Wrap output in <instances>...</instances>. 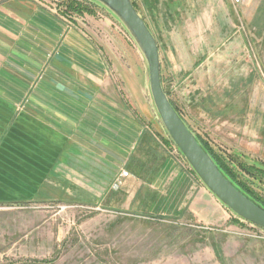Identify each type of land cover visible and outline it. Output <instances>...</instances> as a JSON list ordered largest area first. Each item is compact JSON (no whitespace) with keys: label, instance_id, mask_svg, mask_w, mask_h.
I'll use <instances>...</instances> for the list:
<instances>
[{"label":"rangeland","instance_id":"374dc122","mask_svg":"<svg viewBox=\"0 0 264 264\" xmlns=\"http://www.w3.org/2000/svg\"><path fill=\"white\" fill-rule=\"evenodd\" d=\"M39 1L85 34L118 101L201 182L165 132L149 92L146 62L119 20L94 0ZM154 1L134 3L156 39L164 91L206 149L264 205V23H252L256 0L214 12L200 33L202 24L182 18L175 0H161L159 11ZM168 3L173 11L166 16ZM47 66L46 59L43 70ZM30 86L13 106L0 97V188L19 191L26 181L33 192L29 199L26 191V198L0 200V264H264V231L217 199L216 223L205 219L214 210L205 205L198 207L199 218L162 215L140 200L141 188L131 195L136 187L129 185L128 168L113 175L88 155L70 161L64 125L56 133L51 123L32 121ZM24 115L32 118L24 123ZM121 170L128 176L117 188ZM38 179L43 186L30 187ZM50 181L60 186L52 188Z\"/></svg>","mask_w":264,"mask_h":264},{"label":"crops","instance_id":"0c3cea01","mask_svg":"<svg viewBox=\"0 0 264 264\" xmlns=\"http://www.w3.org/2000/svg\"><path fill=\"white\" fill-rule=\"evenodd\" d=\"M248 1L235 4L232 0H175L174 3H179L175 11L182 12V18L195 20L197 26L202 24L196 31L200 33L203 25L210 24L214 12H229ZM157 2L159 11L164 2ZM169 4H165L167 10L163 11L166 16L167 11H173ZM44 6L39 0H0L2 102L6 106L20 103L33 84L35 91L29 98V104L35 107L32 121L51 123L56 133L62 132L60 126H65L63 134L68 139L66 154L72 155L68 156L70 161L76 159V154L88 155L90 161L95 158L108 166L113 175L121 167L128 168L129 185L136 187L131 195L141 188L138 197L149 204L152 212L175 218L197 217L202 215L198 207L205 205L214 209L205 219L211 224L218 222L216 198L195 180L184 163L169 155L162 143L129 115L118 101L103 62L85 34L67 27L52 9ZM253 9L256 11L253 25H263L264 0H256ZM191 31L190 28L188 33L194 32ZM46 59L48 66L43 70ZM23 117L24 123L32 118ZM98 179L96 182L102 183ZM31 182L30 187L43 186L41 179ZM25 183L22 182L24 188L19 191L0 188V200L26 198L28 184ZM50 183L52 188L60 186ZM91 185L97 184L91 182ZM38 192L34 196L41 197ZM31 197L33 192L26 199ZM114 199L120 201L122 197L115 195Z\"/></svg>","mask_w":264,"mask_h":264},{"label":"water","instance_id":"95a60500","mask_svg":"<svg viewBox=\"0 0 264 264\" xmlns=\"http://www.w3.org/2000/svg\"><path fill=\"white\" fill-rule=\"evenodd\" d=\"M107 8L123 25L143 56L153 106L163 128L203 185L228 210L264 231V209L242 193L218 168L194 132L170 102L161 81L156 39L135 9L132 0H94Z\"/></svg>","mask_w":264,"mask_h":264},{"label":"trees","instance_id":"16d2710c","mask_svg":"<svg viewBox=\"0 0 264 264\" xmlns=\"http://www.w3.org/2000/svg\"><path fill=\"white\" fill-rule=\"evenodd\" d=\"M132 3L135 7V9L137 10L136 6H135V3H134V0H132ZM76 1H71L68 6L72 9H74V7H72L73 5H76ZM143 18V17H142ZM144 20V19H143ZM145 21V20H144ZM147 24V23H146ZM148 26V25H147ZM149 27V26H148ZM170 100V99H169ZM171 102V101H170ZM172 103V102H171ZM173 105V103H172ZM173 107L176 109V107L173 105ZM177 111V109H176ZM178 112V111H177ZM178 114L180 115V113L178 112ZM181 117V116H180ZM182 118V117H181ZM197 137V136H196ZM198 139V137H197ZM199 140V139H198ZM200 141V140H199ZM200 143L202 144V142L200 141ZM203 148L208 152V154L211 155V158H213V160L216 162L218 168L221 170V172L231 180V182L237 186V188L242 192L244 193L245 195H247L250 199H252L254 202H256L257 204H259L261 207H263L264 209V205L263 203H261L259 200H257L256 198H254L253 196H251L248 191L240 184L238 183V181L233 177V173L232 171L229 169V167L226 165V164H223L219 159L216 158V156L209 151V149H206V147L202 144Z\"/></svg>","mask_w":264,"mask_h":264},{"label":"built area","instance_id":"2783aa9c","mask_svg":"<svg viewBox=\"0 0 264 264\" xmlns=\"http://www.w3.org/2000/svg\"><path fill=\"white\" fill-rule=\"evenodd\" d=\"M235 4H239L242 0H232ZM118 176L114 180V185L118 188L122 184V179L128 176V172L126 170H121Z\"/></svg>","mask_w":264,"mask_h":264}]
</instances>
